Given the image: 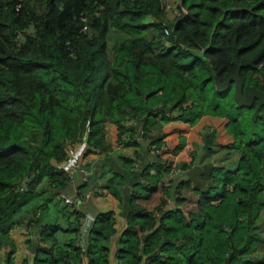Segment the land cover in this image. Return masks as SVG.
<instances>
[{"label": "trees", "instance_id": "obj_1", "mask_svg": "<svg viewBox=\"0 0 264 264\" xmlns=\"http://www.w3.org/2000/svg\"><path fill=\"white\" fill-rule=\"evenodd\" d=\"M174 1L188 14L166 10V0H0V264H264L250 256L264 208V105L254 120L256 104L236 107L233 82L216 87L238 72L264 91V0ZM202 115L228 118L227 148L240 154L233 169L210 168L205 190L164 186L173 160L163 151L155 161L108 155L107 122L117 145H138L141 129L154 152L163 149L151 131L159 120ZM89 154L116 164L106 189L122 226L100 212L83 242L59 244L57 231L80 233L82 214L53 204V191ZM43 195L36 209L67 224L54 218L35 237L38 219L25 231L21 208Z\"/></svg>", "mask_w": 264, "mask_h": 264}, {"label": "crops", "instance_id": "obj_2", "mask_svg": "<svg viewBox=\"0 0 264 264\" xmlns=\"http://www.w3.org/2000/svg\"><path fill=\"white\" fill-rule=\"evenodd\" d=\"M227 123L228 118L224 116L202 115L193 124H188L181 119H170L167 122L159 120V124L152 126L151 131L153 133L163 134L162 148L164 150L160 149L158 154L163 151L162 155L172 157V164L179 167V172L170 180V182H173L172 187L179 182H186L189 183L186 186L187 194L190 187L191 189L198 188L205 190L204 188L207 187V184L212 181L210 168L219 166L233 169L236 167L240 154L235 149L227 148V145L233 141V137L227 131ZM105 134L107 141L113 145V152L108 154L113 159L119 154L130 156L136 152L150 159L149 153L153 152V150L147 151L144 148L146 147L145 145L140 143L138 145H117V129L115 125L107 122ZM153 153L155 154V152ZM86 160L89 161L85 163V168L91 169L86 182H82L81 174L76 172L73 181L64 189H55L53 191L56 194L52 200L53 204L62 205L63 202L67 201L82 214L81 223L83 227L80 233H78L79 231L77 233L66 230L57 231L55 236L59 244L66 243L73 237L79 238V241L83 242L81 237L87 234V229L92 225L96 215L100 212L114 211L118 223H121L119 230L122 226L123 213L121 212L119 200L106 189L107 181L113 171L111 167H116L115 162L112 159L108 160L106 154L99 156L89 154ZM190 163L192 164V168L189 171L188 168H182L183 164H187L188 167ZM144 164L145 161L139 165L142 166ZM167 175L168 172L165 174L164 179ZM125 188L127 193L132 190L131 185H127ZM44 197L46 196H39L36 200L42 203L45 199ZM152 204L149 203L147 206L151 207ZM27 205L28 203L21 208L22 211H25L23 224L27 222L28 218L34 217V214L39 215L38 217H34L38 221H34V227L31 229V234L35 237H37L39 232V225L49 222L54 218H56V221L61 220L60 222L64 225L67 224V221L60 217V213L51 210L52 208L42 216L44 211L34 209L33 204ZM69 220L72 221L73 217H69ZM35 223L37 224L35 225ZM29 253H32L31 250Z\"/></svg>", "mask_w": 264, "mask_h": 264}, {"label": "water", "instance_id": "obj_3", "mask_svg": "<svg viewBox=\"0 0 264 264\" xmlns=\"http://www.w3.org/2000/svg\"><path fill=\"white\" fill-rule=\"evenodd\" d=\"M230 82H233V98L236 102V105L238 108L241 107H250L254 103L255 109L252 113V119H256V117L259 114V110L264 105V91H261L257 89L254 86L251 85H244L242 80L239 77L238 72H236L233 75H230L227 77L223 82H216V87L219 91H222L228 87ZM135 142H138L142 145L147 146L148 141L143 139L141 136V129L137 130L136 137L134 138ZM149 158L151 161H154L156 158V155L153 152L149 153ZM37 247V244H34L31 248V252L34 253L35 248Z\"/></svg>", "mask_w": 264, "mask_h": 264}, {"label": "built area", "instance_id": "obj_4", "mask_svg": "<svg viewBox=\"0 0 264 264\" xmlns=\"http://www.w3.org/2000/svg\"><path fill=\"white\" fill-rule=\"evenodd\" d=\"M166 1H167L166 10L172 11L174 13H181V15H187L188 14L187 8L183 5H181L180 3H176V1H174V0H166ZM176 10H177V12H176ZM166 32H168V30H165V33ZM154 152H159V150L156 149V151H154ZM84 165H85L84 163H82L76 159H74L72 161L70 168H69V171L67 173V177H68L70 182L73 181V177H74V174L76 172H79L81 174L82 182H86L88 180L91 169L85 168ZM178 172H179V167H177L176 165L173 164L171 166L170 170L168 171V175H167L165 181L163 182L164 186H169L171 178L173 176H175ZM37 216H39V215L36 214L35 217H37ZM26 223H24V225H23L25 231L27 230V226H28V223L27 224Z\"/></svg>", "mask_w": 264, "mask_h": 264}, {"label": "rangeland", "instance_id": "obj_5", "mask_svg": "<svg viewBox=\"0 0 264 264\" xmlns=\"http://www.w3.org/2000/svg\"><path fill=\"white\" fill-rule=\"evenodd\" d=\"M149 20V19H148ZM150 21V20H149ZM211 85V84H210ZM209 85V86H210ZM234 99V98H233ZM236 107H237V105H236ZM176 112V111H175ZM175 112H173V114L171 115L172 117H174L177 113H175ZM251 118H252V114H251ZM248 131H250V130H248ZM231 135V134H230ZM239 155V154H238ZM263 196H264V192H263ZM39 203H41V201H37L36 199L35 200H32V201H30L29 203H28V205L27 206H29V205H34L33 206V208L34 209H36L37 207H38V205H39ZM22 213L23 214H25V211L23 210L22 211ZM46 214V212H44L43 213V215L42 216H44ZM63 220H65V219H63ZM261 222H260V226H261V224H262V226L260 227L261 229H260V237L258 238V242H257V244H256V246L254 247V249L252 250V252H251V254H250V256H255V257H261L262 255H264V208H263V210L261 211V220H260ZM262 221H263V223H262Z\"/></svg>", "mask_w": 264, "mask_h": 264}]
</instances>
